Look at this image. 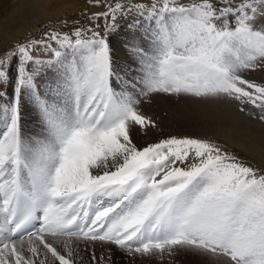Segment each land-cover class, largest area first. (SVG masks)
I'll use <instances>...</instances> for the list:
<instances>
[{
	"label": "snow or ice",
	"instance_id": "6c2138e0",
	"mask_svg": "<svg viewBox=\"0 0 264 264\" xmlns=\"http://www.w3.org/2000/svg\"><path fill=\"white\" fill-rule=\"evenodd\" d=\"M87 4L103 10L0 44V264H264V167L144 110L228 102L264 124V0Z\"/></svg>",
	"mask_w": 264,
	"mask_h": 264
},
{
	"label": "bare ground",
	"instance_id": "6f19581e",
	"mask_svg": "<svg viewBox=\"0 0 264 264\" xmlns=\"http://www.w3.org/2000/svg\"><path fill=\"white\" fill-rule=\"evenodd\" d=\"M29 1L17 3V7L9 15L0 19V44L3 46H7L20 37L27 38L34 33L40 23L45 22L49 18L75 13L77 11L76 6L84 3L86 0ZM27 13L30 16H27ZM127 31L125 27L122 32L115 35L116 38L113 43L116 46V52L119 51V47L125 42L123 34L127 35ZM116 60L118 64L123 63L117 55ZM249 78L260 81L264 79V74H250ZM160 99L163 101V104H160L162 103ZM144 110L148 114L162 119L163 134L165 135L169 133H196L198 136L213 134V136H216L215 139L223 142L222 138L217 137L220 136L226 140L225 143L241 149L264 166V150H262V144H264V124L238 113L235 106L231 103H184L159 97L151 105H144ZM159 135L160 133H153L147 137L138 136V143L151 142ZM113 255L117 256L118 253H114ZM198 261L199 264H210V262Z\"/></svg>",
	"mask_w": 264,
	"mask_h": 264
},
{
	"label": "rangeland",
	"instance_id": "374dc122",
	"mask_svg": "<svg viewBox=\"0 0 264 264\" xmlns=\"http://www.w3.org/2000/svg\"><path fill=\"white\" fill-rule=\"evenodd\" d=\"M24 2H30V1L29 0H0V19L4 18V16H6V15H9V13H11L12 10L17 7V3H24ZM185 2H191V1L185 0ZM76 8H77V11L75 13H71V14L63 15V16L60 15L61 17L55 16V17L47 19L43 23H40V25L36 28L34 33H32L29 36L34 37V38H39L43 34V32L47 29H51V28L59 29L62 26V20L65 18L69 19L70 24H71L72 18L79 19L83 22L85 18L82 16V12H84L85 10H88L89 12L103 10V9H97V8H89V6L87 4V0L84 3H81L78 6H76ZM26 15L30 16V14L28 15V13ZM125 23H126L125 21H121L122 26ZM124 28H123V30H124ZM115 35H117V34H113L112 36H110V40L112 41V43L115 42V38H116ZM123 37H125V40H126L127 35L123 34ZM19 39H25V38L20 37ZM123 45H124V43H123ZM123 45H121L119 47V51L116 52V55L119 56L122 61H123ZM113 46H114V43H113ZM114 49L116 50V46H114ZM9 94H11V89H9ZM3 102L4 101H0V103H3ZM160 102H162V103H160ZM160 102H159L160 104H163V101L161 99H160ZM244 115H246V114H244ZM164 116H166V114H164ZM23 121H24V129H25L26 133L31 134V133H35V132L39 131L36 113L31 109L30 106L24 111ZM2 130L3 129L0 128V131H2ZM178 135H195V136H198V135H196V133H190V134L185 133V134H178ZM201 137H213L215 139L216 136H213V134H210V135H204ZM217 137L220 139L222 138L221 140L223 141V143H225L226 140L223 137H220V136H217ZM225 144L227 145V147L230 151H232L234 154L239 156L241 159H244L246 161H250L254 165H259V166L264 167L263 165L258 163L256 160H254V158L251 157V155L247 154L246 152L242 151L241 149L234 147V146H231L230 144H227V143H225ZM96 251H97V255L101 254V249L97 248ZM81 255L83 256V260L78 259V264H88L87 253L82 252ZM191 259H192V261H191ZM198 260H201V262L202 261L210 262L206 258H200V257L196 258V257H193L191 255L181 253V254L177 255L176 257H173V258H168V257H165L163 259H161L159 257L153 258L151 261V264H199ZM113 261H114V264H130L128 259L120 253H118L117 256L113 255ZM137 264H139V262H137Z\"/></svg>",
	"mask_w": 264,
	"mask_h": 264
}]
</instances>
